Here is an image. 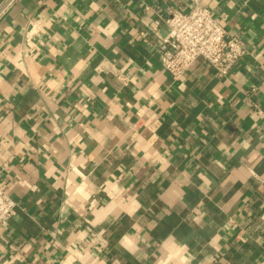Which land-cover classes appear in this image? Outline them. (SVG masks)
Returning <instances> with one entry per match:
<instances>
[{
    "label": "crops",
    "instance_id": "1",
    "mask_svg": "<svg viewBox=\"0 0 264 264\" xmlns=\"http://www.w3.org/2000/svg\"><path fill=\"white\" fill-rule=\"evenodd\" d=\"M1 1V0H0ZM246 54L163 65L192 0H19L0 19V264H264V0H203Z\"/></svg>",
    "mask_w": 264,
    "mask_h": 264
},
{
    "label": "built area",
    "instance_id": "2",
    "mask_svg": "<svg viewBox=\"0 0 264 264\" xmlns=\"http://www.w3.org/2000/svg\"><path fill=\"white\" fill-rule=\"evenodd\" d=\"M19 0L0 1V19ZM190 11L171 10L165 18L169 32L162 38L163 65L174 79H180L198 58L205 59L218 75L227 76L246 54L243 41L227 28L203 0H192ZM18 203L0 181V231L16 214Z\"/></svg>",
    "mask_w": 264,
    "mask_h": 264
}]
</instances>
